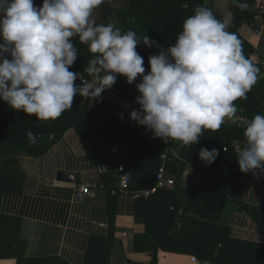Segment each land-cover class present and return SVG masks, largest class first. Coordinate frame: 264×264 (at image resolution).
<instances>
[{
  "label": "clouds",
  "instance_id": "1",
  "mask_svg": "<svg viewBox=\"0 0 264 264\" xmlns=\"http://www.w3.org/2000/svg\"><path fill=\"white\" fill-rule=\"evenodd\" d=\"M104 0H0V102L10 109L48 121L72 109L74 98L101 96L117 76L135 84L139 105L129 118L164 143L195 145L202 134L218 131L225 121L243 122L244 147L237 148L240 172L264 173V113L239 117L235 103L262 78L261 69L243 51L229 19H218L197 6L184 19L175 42L160 47L149 36L98 24L94 11ZM243 10L246 5L240 4ZM92 54L82 72L74 40ZM157 46L144 57L138 45ZM84 73L88 79H85ZM80 80L81 83H75ZM122 118V114H121ZM35 143L36 136L28 132ZM215 148H200L198 159L211 164Z\"/></svg>",
  "mask_w": 264,
  "mask_h": 264
},
{
  "label": "crops",
  "instance_id": "2",
  "mask_svg": "<svg viewBox=\"0 0 264 264\" xmlns=\"http://www.w3.org/2000/svg\"><path fill=\"white\" fill-rule=\"evenodd\" d=\"M104 1H109L113 7H124L130 0ZM34 3L40 6L42 0H34ZM203 4L221 20H231L235 8L233 0H203ZM245 4L250 13L237 26V33L252 48L251 53L264 57V27L261 28V22L254 17V1ZM102 13L103 3L94 11V19L99 20ZM108 23L121 27L116 15L109 17L106 24ZM165 25L170 28L173 36H177L182 28L177 21L168 23L167 20L162 21L159 28L162 29ZM258 29L259 36L255 34ZM261 74V79L264 80V72ZM139 81L140 78L137 77L127 91L114 89L117 98L112 103L101 96L93 100L79 95L75 98L79 101L88 99L91 108L119 116L122 114L130 119L129 113L138 107L135 103L138 95L135 84ZM75 83L80 84L79 80ZM109 91L111 90L106 89L103 94L106 95ZM260 95L264 99V85ZM257 113L264 111L254 112L253 116ZM239 125L243 126V123ZM130 127L136 139H146L150 135V131L144 126L140 129L131 119ZM106 133H98L97 139L102 151L110 153L112 157L120 147L129 146L131 152V146H138L132 142L133 139L126 137L131 134L126 128L119 130L112 126ZM0 136H5L1 129ZM39 136L47 139L52 134L48 136L42 133L37 137ZM110 139L113 140L112 143H108ZM233 140L242 142L244 147V136ZM183 146L180 142L173 141L168 146L167 153L180 156ZM131 157L130 155L129 159ZM5 158L11 160L6 162ZM148 159L149 154L144 151L138 156L137 162ZM112 160L109 159L111 162ZM120 165L128 171L122 162L117 166L114 160L112 166L108 161L100 164L94 162L73 128L64 130L41 154L21 150L16 154L0 155V264H16L19 256L48 259L39 264H84L91 237L96 234L105 236L111 219L114 223L113 242L109 250L102 253L104 259L107 256V264H151L155 245L153 236L146 235L145 221L148 216L160 211L158 205L165 211V205L160 201L150 206L138 203L139 199L145 198L138 196L132 188L119 191L116 184L118 172L115 170ZM198 166L187 161L184 163L179 181L183 190H196ZM156 172L154 170L151 173L153 183ZM84 183L90 184V192L82 199H76L75 189ZM226 195L221 221L229 226L231 236L244 242L264 245V231L259 226L260 223L264 225V211L258 213L251 208L261 206L264 202V173L240 172L236 157ZM179 213L194 215L183 207L179 208ZM147 222L151 226L150 233L166 226L163 219ZM192 258H195L194 262ZM25 263L31 264L25 260L21 264ZM157 264L214 263L201 259L192 252L158 250Z\"/></svg>",
  "mask_w": 264,
  "mask_h": 264
},
{
  "label": "trees",
  "instance_id": "3",
  "mask_svg": "<svg viewBox=\"0 0 264 264\" xmlns=\"http://www.w3.org/2000/svg\"><path fill=\"white\" fill-rule=\"evenodd\" d=\"M233 1L235 8L231 15L228 31L237 35L242 43L244 54L249 58L248 53H251L252 48L237 33V26L243 18L249 16L250 11L247 6L242 10L239 5L255 0ZM197 6H205L203 0H130L124 7H113L109 1H104L102 16L96 22L106 24L109 17L116 15L122 30L131 29L139 36L147 35L160 47H166L174 43L177 36H173L170 28L166 25L162 29L159 28L161 22L177 21L179 26H182L184 19L191 15ZM215 16L220 19L219 16ZM74 43L78 48V57L70 70L82 72L92 54L88 47L81 44L78 39L74 40ZM158 50L157 46L149 48L142 44L137 46V51L144 57L145 74L149 68L148 57L156 54ZM84 77L88 78L86 73H84ZM130 85L126 83L124 77L118 75L116 83L109 90L127 91ZM263 85L264 80L261 79L247 93L246 99L235 102L242 109L241 113L246 118H252L254 112L264 111V99L260 95ZM112 126L119 130L124 128L129 130L131 134L130 136L127 134L126 137L133 139L132 142L138 146H131V152L129 146L120 147L113 157L110 156V153L103 152L97 134L106 135L107 130ZM68 128H73L76 131L79 140L94 162L100 164L108 161L111 166L113 160L115 166L120 162L124 163L132 179L129 189L132 188L134 192L153 184L151 181L154 178L151 180V173L154 170L156 172L160 165V156L167 152L168 146L173 142L164 143L161 139L154 138L151 132L146 139H136V136L132 134L130 119L125 116L121 118L119 115L98 108H91L88 99L79 101L74 98L72 109L65 111L59 118L48 121L37 120L34 116L17 112L0 102V129L5 135L0 136V155L16 154L21 150L41 154ZM28 132L36 136L35 143L29 139ZM42 133L48 136L52 134V136L47 139L37 137ZM120 133L123 136V133ZM241 136H243V126L241 125L224 123L218 131L206 130L197 144L183 146L180 153V157L185 162L199 165L196 190L182 189L179 181L184 162L172 159L166 165L175 174V186L170 189H159L149 197L139 199L138 203H145L147 206L155 205L159 201L165 205V211L158 205L160 211L148 216L145 221L146 235L153 236L155 245L151 264H157L158 250L192 252L199 258L209 260L214 264H264V245L244 242L232 237L229 226L221 221V213L227 198V186L236 162V154L231 144L234 138ZM125 141L129 140L125 139ZM112 142V139L108 140V143ZM200 148L209 150L215 148L219 151V155L213 163L206 164L198 159ZM144 151L149 154V159L137 162L138 156ZM130 155L131 159H129ZM109 159H113L112 162ZM9 160L11 158L4 159L6 162ZM115 172L118 170L116 169ZM241 205L247 207L245 204L241 203ZM169 206L171 209L168 210ZM180 207L194 215L180 214ZM251 208L260 213L264 211V202L261 206H251ZM161 219L165 220L166 226L150 233L151 226L147 220L159 221ZM256 220L258 221V219ZM259 226L264 231V225L260 223ZM113 230L114 223L111 219L105 236L96 234L91 237L84 264H107V256L104 259L102 253L108 251L113 242ZM16 260V264H21L24 260L31 264L48 261V259L24 258L22 256L17 257Z\"/></svg>",
  "mask_w": 264,
  "mask_h": 264
},
{
  "label": "built area",
  "instance_id": "4",
  "mask_svg": "<svg viewBox=\"0 0 264 264\" xmlns=\"http://www.w3.org/2000/svg\"><path fill=\"white\" fill-rule=\"evenodd\" d=\"M253 14L254 17L256 19H258L261 22V28L264 27V0H255L254 4H253ZM255 34H257L258 36L260 35V30H256ZM249 58L255 63L257 64L258 67H260L261 69V73L264 72V57L263 55H258V54H254L251 53L249 55ZM85 79H88L85 77ZM79 82L81 83V81L79 80ZM101 97L107 101H109L110 103L114 102L117 98V94L111 90L109 91L108 94H101ZM237 115L239 117H244L241 113H237ZM229 124L232 125H239L242 124V120H237L236 123H232L231 121H228ZM140 129L141 126L137 125ZM233 150L235 151V154L237 156V148L243 147L242 142L238 141V140H233L232 144H231ZM172 159H176L180 162H184L185 160L182 159L180 156H172L170 154L163 153L160 156V165L158 167V170L156 172L155 175V181L152 185L142 188L137 192L138 196H141L143 198H147L150 195H152L153 193L157 192L159 189H170L173 188L176 184V178L174 176L173 173H171L168 170V167L166 165V163L168 161H171ZM131 175L128 171L125 170L123 165H120L118 167V173L116 174V184H117V189L119 191H127L130 187L131 184ZM90 184L88 183H84L82 185H79L76 189H75V198L76 199H82L84 196L88 195L90 192ZM192 261H195V258H192Z\"/></svg>",
  "mask_w": 264,
  "mask_h": 264
},
{
  "label": "water",
  "instance_id": "5",
  "mask_svg": "<svg viewBox=\"0 0 264 264\" xmlns=\"http://www.w3.org/2000/svg\"><path fill=\"white\" fill-rule=\"evenodd\" d=\"M59 176H61V175H59ZM99 186V185H98Z\"/></svg>",
  "mask_w": 264,
  "mask_h": 264
}]
</instances>
